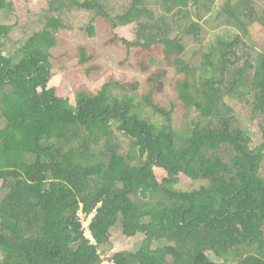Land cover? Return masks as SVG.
Instances as JSON below:
<instances>
[{"label": "trees", "instance_id": "obj_1", "mask_svg": "<svg viewBox=\"0 0 264 264\" xmlns=\"http://www.w3.org/2000/svg\"><path fill=\"white\" fill-rule=\"evenodd\" d=\"M56 2L55 13L79 7L114 28L138 23L141 40L121 42L143 49L145 73L162 67L142 95L140 83L111 81L97 93L61 98L49 88L60 39L41 30L6 57L12 27L0 26V264H106L99 249L120 220L126 237L145 239L138 252L114 253L113 264H264V126L253 148L237 117V101L247 96L242 87L264 114V53L237 48L236 36L210 43L200 67L186 58L185 37L202 42L205 31L191 9L211 12L216 0H135L118 19L102 0ZM8 7L0 0V11ZM223 12L243 35L255 26L264 34L255 0H227ZM95 57L86 46L75 56L90 76L101 70ZM168 85L169 104L159 99ZM181 107L185 127L175 121ZM182 175L200 186L179 189ZM81 211L96 212V243L84 236Z\"/></svg>", "mask_w": 264, "mask_h": 264}, {"label": "rangeland", "instance_id": "obj_2", "mask_svg": "<svg viewBox=\"0 0 264 264\" xmlns=\"http://www.w3.org/2000/svg\"><path fill=\"white\" fill-rule=\"evenodd\" d=\"M81 3H86L92 0H79ZM135 0H102L105 6V11L112 19H118L119 16L125 14ZM227 0H216V4L211 12L207 10L196 11L191 9L190 17L194 22H198L204 26V34L202 42H197L193 37H185L186 58L190 60L196 67H200L203 60V54L207 50L210 43H216L218 38L224 41H235L236 36L240 37V45L244 51L250 52L252 49L257 53H264V34L259 27L249 28L250 36H245L242 33L241 27L230 20L223 12V6ZM237 1V0H236ZM259 10H264V0H255ZM56 0H7L10 6L0 11V26L12 27L10 40L6 42L3 48L4 55L11 57L13 54L35 33L41 30H48L54 33L61 41V47L55 53L60 60L56 62L57 68L54 70L49 88H57L61 98L74 97L75 91L87 89L91 92H99L102 88L114 81L122 83V85L140 83V94L148 91L147 80L149 75L162 67L159 65L153 67L150 73H145L143 70V60L145 59L141 51L143 49H129L121 40H126L131 43H137L140 38V27L138 23L114 28L109 19L99 16L94 11L83 10L79 7H74L73 10L64 9L61 12L55 13L53 10L59 6ZM155 10L157 17L162 15V12L157 8ZM187 21L180 23V30H184ZM118 42H114L115 38ZM86 46L89 53L96 55L92 65L101 68L100 71L92 72L88 75L82 66L77 63L75 56L79 52V48ZM238 49L237 55L240 57L242 50ZM157 60H161V54L157 52ZM243 60V59H242ZM150 62V61H149ZM246 59L242 61L245 65ZM150 63H148L149 65ZM65 67V68H63ZM254 71L248 74L249 85L252 81ZM174 77V71L170 70L169 78ZM247 96L239 100L237 106V117L251 137V146L254 148L263 142L264 114L255 107L254 99L250 96L248 89L241 88ZM125 90L119 94H125ZM172 87L168 85L166 94L160 96L167 104L173 99ZM75 104L74 100L72 101ZM236 103V102H235ZM186 109L179 108L176 114V123L180 127H185ZM153 120L162 122L161 117L153 115ZM178 116V117H177ZM6 120L0 113V128H3ZM121 145L124 148H129L127 138L119 133ZM157 172H160L157 170ZM261 174L264 175V163L261 169ZM201 182H194L186 176L182 175L180 179L179 189L183 191L198 188ZM2 182L0 181V188ZM5 191L0 189V200ZM111 238L108 243L101 246L99 253L106 264L110 263L111 257L118 251H133L138 252L141 249L145 236L142 234L134 238L126 237L123 234L121 220L116 226L111 229ZM210 259L215 262H220L213 252H207ZM1 257V255H0Z\"/></svg>", "mask_w": 264, "mask_h": 264}, {"label": "built area", "instance_id": "obj_3", "mask_svg": "<svg viewBox=\"0 0 264 264\" xmlns=\"http://www.w3.org/2000/svg\"><path fill=\"white\" fill-rule=\"evenodd\" d=\"M96 212L91 213L90 215L86 216L84 212H80V217L83 225V231H84V236L88 239L91 240L92 243H96V239L90 229V224L92 222L93 217L95 216ZM108 264H113V263H108Z\"/></svg>", "mask_w": 264, "mask_h": 264}]
</instances>
